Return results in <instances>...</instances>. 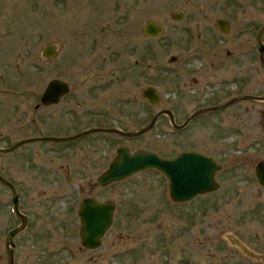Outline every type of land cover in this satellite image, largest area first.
Returning a JSON list of instances; mask_svg holds the SVG:
<instances>
[{
  "label": "rangeland",
  "instance_id": "obj_1",
  "mask_svg": "<svg viewBox=\"0 0 264 264\" xmlns=\"http://www.w3.org/2000/svg\"><path fill=\"white\" fill-rule=\"evenodd\" d=\"M179 12L183 13L181 20L175 18ZM220 18L231 22L228 33L219 29ZM151 19L164 26L162 36L152 38L143 32L144 24ZM263 26L264 0H0L1 44L7 42L13 49L12 70L18 93L21 92L13 102L9 96L0 95V130L6 134L9 129L4 118L10 112L4 102H16L22 108L41 102L45 64L41 52L52 42L60 44V54L66 56L65 77L72 82L71 94L96 69L112 68L108 77L96 79L103 85L110 82L101 96L111 98L120 110L124 107L131 119L139 104L147 111L152 109L142 96L147 86H153L161 94V108L179 110L181 122L211 99L226 104L237 95L264 97V66L256 41ZM235 45H241L237 47L238 54H247L249 61L242 60L239 70L231 72L227 62L225 69L216 70V77L209 76L202 82L203 69L212 60H225L226 50H234ZM100 53L112 56L111 62L88 57L75 61L77 54ZM213 53L219 57H211ZM171 56L177 59L172 61ZM196 78L198 82L194 81ZM85 98L90 100L92 96ZM203 100L206 104H202ZM242 104L248 109L236 106L240 122L225 119L226 112L233 108L222 112L225 135H232L223 140V146L231 150V141L236 143L234 126L228 128L235 121L249 134L244 137L248 143L263 142L257 151L264 155V101L249 100ZM148 122L147 118L146 125ZM128 124L131 130L143 128L132 121ZM190 127L196 138L188 142L189 131H176L163 117L154 131L127 144L131 150L143 146L166 158L186 149L202 150L201 125L195 123ZM247 171L245 167L231 174L227 168L219 174V190L183 203L170 198L167 178L153 168L107 188L99 187L94 195L116 204L113 225L103 236L102 245L97 249L83 247L77 212L70 213L59 234L55 229L56 236L44 238V243L49 244L46 263L261 264L233 244L240 241L250 250L264 252V188L255 181L252 172L245 175ZM96 177L75 175L73 181ZM69 192L76 207L79 191L67 189L61 193ZM80 193L84 197L88 190ZM60 205L61 222L71 207L69 203ZM54 223L59 221L54 219ZM19 260L21 264H41L36 253L25 252Z\"/></svg>",
  "mask_w": 264,
  "mask_h": 264
},
{
  "label": "flooded vegetation",
  "instance_id": "obj_2",
  "mask_svg": "<svg viewBox=\"0 0 264 264\" xmlns=\"http://www.w3.org/2000/svg\"><path fill=\"white\" fill-rule=\"evenodd\" d=\"M2 41L0 39V95L9 96V100L13 102L16 100V95L21 92L18 93L17 78L12 70L14 65L11 62L13 57L10 52L13 49L7 42L1 44ZM208 41L212 43L224 42V40ZM213 46L215 47L216 44ZM238 46L241 45H235L232 51L226 50L225 60L218 62L212 60L208 68L203 69L202 82L208 80L209 76L216 77V70L225 69L227 62H230L228 64L229 72L239 70L242 60L248 62L247 54H238ZM56 48L57 52L54 54ZM257 48L262 63L258 41ZM60 50L61 46L56 42L48 43L42 49L41 54L45 64L43 65V90L40 103L29 104L27 108L23 105L25 108H22L20 106L22 104L4 102L10 114H6L4 118L9 123L7 133L3 134L0 130V264H21L19 256L25 252L29 255L36 253L37 260H40L41 264H48L45 253L49 244L48 242L44 243V238L56 236L55 229L59 234L64 229L65 217H70V213L77 212L76 216L81 230L80 211L84 201L87 198L98 199L93 192L99 187L104 189L112 185L101 186L98 183L99 176L109 169L118 150L123 147L128 148L131 153L140 150L152 151L143 146L131 150L127 142L141 140L146 133L154 131L163 117L176 131L184 129L189 131L186 136L188 142L193 141L194 137L196 138L190 126L195 123L201 125L200 135L203 149L191 148L181 152L196 151L212 157L220 165V169L215 174L218 182L219 174L225 169L228 168L232 174L237 170L241 172L246 167L248 171L245 175L252 172L255 181L264 188L257 174L259 165L264 161V155L261 151H257V147L261 146L263 142L260 144L248 143L245 138H248L249 134L243 130L240 124L235 123V121L240 122L236 106L242 107L243 105L245 110L248 109L242 104V101H264V99L251 98L249 97L251 95L247 94L234 96L226 104L220 99H211L209 102L203 100L202 104L207 102L206 106L200 107L183 122L179 121L180 112L178 109L161 108L160 102L151 103L148 101L152 109L147 111L139 104L137 106L139 108L132 115L134 118L131 119L124 107L120 110L117 104L111 101V98L101 96L108 90L110 82L107 81L106 84L105 81V85H103L96 79L108 77L112 73V68L110 70L96 69L89 76H85L81 82L83 86L71 94L72 82L65 77L66 56L60 54ZM213 52L216 53V51ZM214 53L211 57L217 59L219 56ZM75 57L76 62L86 57L101 62H111L112 59V56L101 53L97 55L77 54ZM56 59H58L57 62H54ZM57 81L67 82L70 92L63 95L57 102H42L43 94L48 91L51 83ZM194 81L198 82L199 80L196 78ZM88 95L92 96L90 100L85 98ZM238 98L243 99L239 100ZM92 99L99 101L91 102ZM233 100V103H229ZM9 106L11 107L9 108ZM229 108L234 110L227 111L225 119L229 121L235 119L233 123L228 124V128L233 125L237 137L235 145L234 141H231L232 149L226 150L223 140L232 135H225L222 112L224 113ZM164 110L171 111L172 116L162 113ZM21 111L24 113L19 114L18 112ZM199 111L202 112L197 114ZM159 113H161L160 116L149 131L139 135H128V133L138 132L150 125ZM147 118L149 122L146 125ZM129 121L134 122L135 125L143 126V128L128 129ZM115 139L118 140L116 143ZM181 152L170 158H176ZM75 175H98V177L95 180L75 182L73 181ZM67 189L71 192L79 191L76 207L70 192L67 195L61 193ZM86 190H88V194L81 197L80 191ZM107 200L109 199L101 201ZM67 203L71 207L67 211L69 214L63 216L64 218L60 222L61 216L58 213V210L61 209L60 204L66 206ZM54 219L59 223L55 224ZM15 230L18 231L12 235ZM10 252H12V257ZM256 252L264 254V252ZM254 260L264 264V261Z\"/></svg>",
  "mask_w": 264,
  "mask_h": 264
},
{
  "label": "water",
  "instance_id": "obj_3",
  "mask_svg": "<svg viewBox=\"0 0 264 264\" xmlns=\"http://www.w3.org/2000/svg\"><path fill=\"white\" fill-rule=\"evenodd\" d=\"M183 13L175 14V18L181 20ZM217 25L224 32H229L231 24L226 19L220 18L217 20ZM143 32L152 38H158L165 32L164 26L157 20H148L143 26ZM264 26L258 33L257 40L259 49L262 55V63L264 65V43L262 35ZM53 47V45H51ZM55 48V45H54ZM45 51V50H44ZM57 52L54 50V54ZM176 56H171V60L175 61ZM70 91L69 84L65 81H57L51 83L48 91L43 94L42 102H57ZM143 97L152 103L161 101L160 93L153 87L147 86L142 91ZM255 99H264V97L249 96ZM233 101L229 103H233ZM202 111L197 112V114ZM162 113H167L172 116V112L164 110ZM142 130L128 135H139L149 131L157 118ZM30 141V140H28ZM154 168L163 173L168 179L169 195L174 202L183 203L190 201L198 195L211 193L220 188V183L216 180L215 174L220 169V165L212 158L196 151L181 152L176 158H164L159 154L151 151L140 150L131 153L128 148L123 147L118 150L116 158L111 163L109 169L101 174L98 178V183L105 187L111 183L124 180L138 172ZM259 180L264 185V161L258 167L257 171ZM116 204L111 201H100L96 198H87L80 211L82 227L80 235L82 244L88 249H97L102 245V238L111 228L114 222ZM18 230L12 232L14 235ZM249 257L264 261V254L250 250L242 242H233ZM12 257V252H10ZM12 261V259H11Z\"/></svg>",
  "mask_w": 264,
  "mask_h": 264
}]
</instances>
